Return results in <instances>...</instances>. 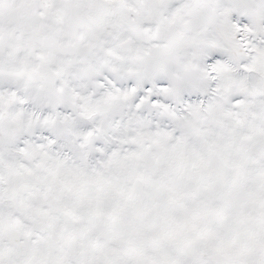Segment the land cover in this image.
Returning <instances> with one entry per match:
<instances>
[{
  "label": "snow or ice",
  "instance_id": "obj_1",
  "mask_svg": "<svg viewBox=\"0 0 264 264\" xmlns=\"http://www.w3.org/2000/svg\"><path fill=\"white\" fill-rule=\"evenodd\" d=\"M0 264H264V0H0Z\"/></svg>",
  "mask_w": 264,
  "mask_h": 264
}]
</instances>
